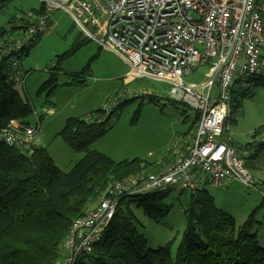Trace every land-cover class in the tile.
I'll return each mask as SVG.
<instances>
[{"label": "built area", "instance_id": "built-area-1", "mask_svg": "<svg viewBox=\"0 0 264 264\" xmlns=\"http://www.w3.org/2000/svg\"><path fill=\"white\" fill-rule=\"evenodd\" d=\"M39 1L45 12L26 15L22 29L4 37L0 52L11 56L6 84L25 83L20 56L53 29L50 13L62 10L86 38L113 51L127 64V77L169 84L170 99L199 117L184 154L158 174L131 176L110 184L95 206L71 222L55 264H77L90 254L123 198L168 189L195 193L203 188L206 176L215 187L236 182L254 189L264 203V189L257 188L235 150L227 144L230 138L227 142L222 139L232 94L248 89L250 79L264 74V0ZM87 25L101 38L94 37ZM199 66L210 68L202 94L183 83ZM44 113L51 115L53 111L48 108ZM33 115V124L26 119L11 120L0 131V142L31 154L40 144V117L35 112Z\"/></svg>", "mask_w": 264, "mask_h": 264}, {"label": "trees", "instance_id": "trees-1", "mask_svg": "<svg viewBox=\"0 0 264 264\" xmlns=\"http://www.w3.org/2000/svg\"><path fill=\"white\" fill-rule=\"evenodd\" d=\"M5 1L1 0L0 6ZM44 12L41 5L33 14ZM25 16L11 20L9 28L0 26V51L4 48V37L22 29ZM85 42L79 40L57 56V63L73 57ZM10 57L0 52V131L11 120L26 119L34 112L20 92L5 82ZM253 79L264 86L262 77L250 81ZM55 88L56 77L52 74L38 92L47 90L50 95ZM246 90L232 94L229 111L239 108L238 97ZM235 94L238 97L233 99ZM126 102L119 101L109 113L99 109L66 120L58 136L72 150L84 153L67 172L61 171L41 147L27 154L0 142V264H55L61 257V246L71 222L97 204L110 184L131 176L158 174L174 161L169 155L160 162L138 159L115 162L105 154L87 150L107 132L108 121ZM170 103L182 104L173 100ZM196 119L198 123V115ZM260 132H264V125L256 131ZM170 191L121 199L101 241L77 264H264V248L257 245L260 208L236 226L235 220L218 209L203 188L195 193L178 191L185 197L187 224L179 244L173 248L171 241L156 249L148 248L131 207L142 209L149 221L160 224L169 210L162 200Z\"/></svg>", "mask_w": 264, "mask_h": 264}, {"label": "rangeland", "instance_id": "rangeland-1", "mask_svg": "<svg viewBox=\"0 0 264 264\" xmlns=\"http://www.w3.org/2000/svg\"><path fill=\"white\" fill-rule=\"evenodd\" d=\"M40 6L39 0H6L0 6V26L9 28L11 20L33 13ZM50 18L53 29L31 51L20 56L25 83L15 84L14 88L38 113L43 147L61 171H69L84 154L69 148L58 136L66 120L86 116L99 109L109 113L119 101L129 103L126 102L113 115L108 121L107 132L89 145L88 151L105 154L115 162L138 159L152 163L160 162L174 154L179 146L192 141L197 113L182 104L170 103L169 84L127 77L128 68L123 61L113 51L101 48L94 39L86 38L69 14L55 11L50 13ZM262 20L264 26V16ZM86 27L94 37L101 38L95 29ZM79 40L86 41L81 49L58 64L57 56ZM261 57L264 59V47ZM209 72L208 66H199L183 79V83L202 94V85ZM52 74L56 77L54 92L50 95L47 90L39 93L41 85ZM261 77L264 79V74ZM75 81H83L84 84ZM150 97L154 98L153 101ZM237 97L235 94L233 99ZM239 98L241 105L229 111L222 137L232 140L236 156L258 183L259 189L264 187V132L256 131L264 125V86L253 79L249 82V89ZM48 108L53 110L51 115L44 113ZM26 120L33 124L35 117L31 114ZM226 184L215 187L206 180V176L202 179V187L213 197L215 206L240 226L244 221L242 186L236 182ZM162 201L169 210L160 224L149 221L142 209L131 207L138 230L150 249L171 241L175 248L187 226L185 197L180 196L178 190L171 189ZM261 213H264V203ZM257 245L264 248V224L257 229Z\"/></svg>", "mask_w": 264, "mask_h": 264}, {"label": "crops", "instance_id": "crops-1", "mask_svg": "<svg viewBox=\"0 0 264 264\" xmlns=\"http://www.w3.org/2000/svg\"><path fill=\"white\" fill-rule=\"evenodd\" d=\"M108 51H110L111 52V50H108ZM113 53V52H112ZM123 61V60H122ZM123 63L127 66V64L123 61ZM127 68H128V72H127V74L129 73V67L127 66ZM126 74V75H127ZM34 110V109H33ZM53 111V110H52ZM37 115H38V113L36 112V111H34ZM41 135V134H40ZM223 139V138H222ZM42 138H41V136H40V144H39V147H41V148H43L44 149V147H43V144H42ZM231 140V139H230ZM223 141H226L227 142V140H224L223 139ZM188 143H191V141L190 142H188ZM188 143H186V144H183V145H181V146H179L178 147V149H177V151L174 153V154H170V158H176V157H178V156H180V155H182V154H184L185 153V150H184V147L188 144ZM227 144H229L234 150H235V148H234V146H233V143H232V140L231 141H229V142H227ZM236 153V152H235ZM169 156V155H168ZM167 157V156H166ZM256 182V181H255ZM229 184V183H228ZM256 184H257V187L259 186L258 185V183L256 182ZM227 185V184H226ZM223 187V186H222ZM262 188H264L263 186H261ZM261 187H259V188H261ZM256 208H260V210L259 211H261V209H262V201L260 200V198H259V195L257 194V191L256 190H254V189H249V190H247L246 188H244V187H242V215H244V221L247 219V217H248V215L254 210V209H256ZM257 219H258V221H259V223H260V225H263L264 224V213H261V214H259V212H258V214H257ZM243 220V219H242ZM244 221H242V223L244 222Z\"/></svg>", "mask_w": 264, "mask_h": 264}]
</instances>
